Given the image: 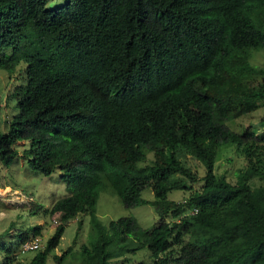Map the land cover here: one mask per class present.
<instances>
[{
    "label": "trees",
    "instance_id": "trees-1",
    "mask_svg": "<svg viewBox=\"0 0 264 264\" xmlns=\"http://www.w3.org/2000/svg\"><path fill=\"white\" fill-rule=\"evenodd\" d=\"M46 3L0 0V54L8 47L5 61L25 63L14 88L19 112L0 130V162L10 165L14 144L27 141L30 169L58 168L67 192L30 212L60 213L61 221L89 214L94 235L81 247L84 264L144 247L147 264H264V184L252 183L264 181V130L228 123L246 113L245 97L264 105V67L250 60L264 48V0ZM232 145L245 161L235 182L215 172L221 149ZM145 188L152 199L141 195ZM173 189L189 194L175 201ZM104 190L125 207L152 204L157 221L145 228L124 215L102 223L96 203ZM10 229L0 233L3 264H14L18 244L40 236L42 224L17 230L12 247ZM63 232L57 226L20 264H46ZM130 239L137 246L125 247ZM71 249L54 254L56 264Z\"/></svg>",
    "mask_w": 264,
    "mask_h": 264
},
{
    "label": "rangeland",
    "instance_id": "rangeland-1",
    "mask_svg": "<svg viewBox=\"0 0 264 264\" xmlns=\"http://www.w3.org/2000/svg\"><path fill=\"white\" fill-rule=\"evenodd\" d=\"M66 0H47L46 7L52 8L55 5L63 4ZM1 32V25H0ZM9 54V48L0 54V130L6 131L9 121L18 114L19 105L17 96L14 94L16 85L23 81L24 62H7L5 58ZM250 60L253 64L264 67V48L253 49ZM263 87V84L257 86V89ZM246 113L228 123L235 130H242L250 123L257 126L258 131L264 130V105L258 107L252 95L245 97ZM28 146L27 141H19L14 144L18 150V155L14 157L13 162L6 166L0 162V233L10 228L5 236V242L9 247L15 246L17 238L14 233L17 230L24 229L30 225L42 224L40 235L41 242L45 244L46 240L53 234L55 228L64 224V232L58 246L47 256L46 264H56L53 259L54 254H61L69 246L71 252L62 260L61 264H84L81 260L80 250L84 243H88L91 235L93 237L92 227L90 225L89 214H80L66 221L54 223V218H59L61 214L50 215L45 210L38 213L30 212L33 204H42L44 207H50L54 200L64 196L66 192L65 183L61 179V172L58 168L50 174L33 171L23 156V149ZM179 156L187 166H189L198 175L204 174V167L200 161L189 156L184 151L178 152ZM152 153H149L145 162H150ZM245 165L244 158L234 147L227 146L221 149V152L215 162V172L225 174L226 177L235 182L239 168ZM254 186L264 184V181L255 179L252 181ZM201 181L194 184L198 188ZM189 194L182 189H173L168 193V198L175 201L183 200ZM141 195L144 198L152 199L154 197L150 188H145ZM96 214L100 221L107 224L112 219H117L124 215H133L137 218L142 227H152L158 219V214L152 204L146 203L135 207H125L119 195L110 190L101 191L96 203ZM78 220L82 221L79 227ZM93 233V234H92ZM138 241L130 239L125 247L132 248L137 246ZM19 245V244H18ZM7 246V245H6ZM18 246L16 247V251ZM35 251L15 252L16 259L14 264L27 262ZM2 255L0 252V264ZM146 264L150 262L149 250L147 247L139 249L134 254L126 253L118 259H112L109 264ZM3 264V262H2Z\"/></svg>",
    "mask_w": 264,
    "mask_h": 264
},
{
    "label": "built area",
    "instance_id": "built-area-1",
    "mask_svg": "<svg viewBox=\"0 0 264 264\" xmlns=\"http://www.w3.org/2000/svg\"><path fill=\"white\" fill-rule=\"evenodd\" d=\"M197 209L195 208L192 212H196ZM54 223H59L60 218H54L53 219ZM43 246V243L41 242L40 236L39 235H32L25 241H22L19 243V251L20 252H27V251H32V250H38Z\"/></svg>",
    "mask_w": 264,
    "mask_h": 264
},
{
    "label": "clouds",
    "instance_id": "clouds-1",
    "mask_svg": "<svg viewBox=\"0 0 264 264\" xmlns=\"http://www.w3.org/2000/svg\"><path fill=\"white\" fill-rule=\"evenodd\" d=\"M60 214V213H59ZM61 216V215H60ZM61 219V217H59Z\"/></svg>",
    "mask_w": 264,
    "mask_h": 264
}]
</instances>
